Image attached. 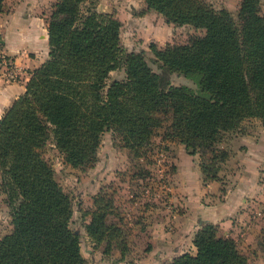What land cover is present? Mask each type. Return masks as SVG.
I'll list each match as a JSON object with an SVG mask.
<instances>
[{
	"label": "trees",
	"instance_id": "trees-1",
	"mask_svg": "<svg viewBox=\"0 0 264 264\" xmlns=\"http://www.w3.org/2000/svg\"><path fill=\"white\" fill-rule=\"evenodd\" d=\"M167 22L203 29L187 44L150 49L159 71L143 51L121 46V21L88 5L91 0H56L48 18V57L0 118V187L11 216L0 237V264H83L80 235L72 227L70 194L43 155L50 133L64 163L94 166L102 134L145 159L158 127L162 139L178 140L199 153L205 180L222 179L232 152L221 147L245 119L264 129V15L260 0H241L238 20L206 0H144ZM4 0H0V12ZM124 77L110 80L113 70ZM193 78L197 89L171 83V75ZM207 154V156H205ZM85 167V168H84ZM86 234L96 244L122 239L108 222L113 195L94 197ZM195 253L167 264H253L237 242L205 223L194 234ZM264 247V237L262 241Z\"/></svg>",
	"mask_w": 264,
	"mask_h": 264
},
{
	"label": "crops",
	"instance_id": "crops-1",
	"mask_svg": "<svg viewBox=\"0 0 264 264\" xmlns=\"http://www.w3.org/2000/svg\"><path fill=\"white\" fill-rule=\"evenodd\" d=\"M55 1L3 2L2 49L15 64L17 75L14 80L6 81L0 66V118L23 94L32 71L48 57L47 9ZM241 128L242 125L232 132L235 137L230 143L220 144L232 152L228 161H238L234 162L231 174L223 173L218 180H205L199 153L190 154L178 140L160 138L157 145L169 153L172 168L168 172L167 189L159 191L158 187L149 197L128 190L124 178H119L116 172L117 159L112 156L105 161L102 171L92 174L91 180L85 178V170L64 163L80 175L74 183L80 186L78 194L82 200L77 203V209L83 227L90 221L94 197L103 190L113 195L114 213L108 216V222L118 224L123 231L122 239L114 240L110 250L105 251L106 242L91 241L83 228L85 240L80 239L83 264H167L185 252H196L193 237L205 223L213 224L218 234L233 238L253 264H264V177H261L264 176V131L257 137ZM117 146L130 154L129 149ZM99 160L98 148L97 161L88 170H94ZM55 177L65 190L56 172ZM6 210V195L0 187V237L12 228Z\"/></svg>",
	"mask_w": 264,
	"mask_h": 264
},
{
	"label": "rangeland",
	"instance_id": "rangeland-1",
	"mask_svg": "<svg viewBox=\"0 0 264 264\" xmlns=\"http://www.w3.org/2000/svg\"><path fill=\"white\" fill-rule=\"evenodd\" d=\"M206 1L216 9H228L236 19L238 18L241 0ZM88 5L95 6L100 11L111 13L114 17L119 19L121 21L120 40L122 48L126 51H143L148 63L155 71H159V67L156 57L150 49L151 44L155 45L157 48L163 49L170 45L187 44L192 38L204 34L203 29L196 28L190 24L178 25L167 22L163 14L148 9L144 0H91ZM47 10L48 16L46 17V22L48 24V18L52 12V4ZM259 10L260 13L264 15V0H260ZM123 77V68L115 69L110 74V80ZM171 83L197 89V84L193 78L186 77L180 73H173L171 75ZM168 120L167 117H164L163 126L156 129L151 145L148 147V155L145 159L136 160L137 158H134L131 152L130 155L126 150H118V138L111 131L104 132L99 146V163L94 170H88L90 168L88 166L85 171L83 170L86 173L85 178L88 177V179L91 180L92 174L97 171H102L105 161L112 156L117 159L116 166L118 169L116 172L118 171L120 175L119 178H124L125 185L128 187L129 191H136L144 195L147 194V197L153 196V194L156 193V187L159 183L164 181V183L168 185V172L172 168L169 153L166 152L163 146L159 147V145H157L162 133L165 132V126L168 124ZM244 128L249 130L248 134L257 137L262 135L264 131L261 122L256 118L245 119L241 129ZM234 137V133L227 134L224 138V144L230 143V140ZM161 149L166 152V155L159 163L157 162V154H159ZM43 155L54 166L56 176L63 183L65 191H68V193L70 192L69 194L72 198L74 209L71 227L77 233H80V239L84 242L83 221L80 216L81 212H78L77 209V203L82 200L78 194L80 186L74 183L75 179L79 178L80 175L64 164L62 160L63 156L55 147V142L51 133L43 146ZM205 156H207V154H205ZM235 161L238 160L234 159L228 161L229 163H226L225 166L223 165L219 174H231ZM243 163H246V160L243 161ZM226 179L229 180L230 178L228 177ZM7 212L9 213V210L5 211V213ZM84 246L85 244L83 243V247ZM251 262L253 263V261Z\"/></svg>",
	"mask_w": 264,
	"mask_h": 264
},
{
	"label": "built area",
	"instance_id": "built-area-1",
	"mask_svg": "<svg viewBox=\"0 0 264 264\" xmlns=\"http://www.w3.org/2000/svg\"><path fill=\"white\" fill-rule=\"evenodd\" d=\"M0 66L2 68V73H3V76H4L6 81L14 80L16 78L17 71H16L15 64L13 63V61L9 57H7L4 54L3 49H2L1 37H0ZM157 155H158L157 162L160 163L161 160L164 159L166 152L161 149V151ZM141 159H143V158H141ZM167 186L168 185H166L164 183V181H162V183H159V185H157V187H159V191L160 190H166ZM157 187H156V189H157Z\"/></svg>",
	"mask_w": 264,
	"mask_h": 264
}]
</instances>
